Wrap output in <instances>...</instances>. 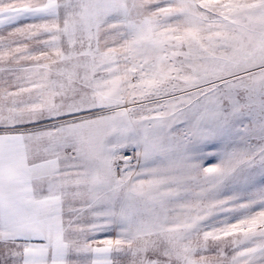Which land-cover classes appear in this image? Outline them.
Listing matches in <instances>:
<instances>
[{
	"label": "snow or ice",
	"instance_id": "snow-or-ice-1",
	"mask_svg": "<svg viewBox=\"0 0 264 264\" xmlns=\"http://www.w3.org/2000/svg\"><path fill=\"white\" fill-rule=\"evenodd\" d=\"M0 264H264V0H0Z\"/></svg>",
	"mask_w": 264,
	"mask_h": 264
}]
</instances>
